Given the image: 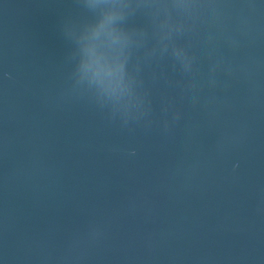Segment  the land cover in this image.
Returning a JSON list of instances; mask_svg holds the SVG:
<instances>
[{"label":"water","instance_id":"obj_1","mask_svg":"<svg viewBox=\"0 0 264 264\" xmlns=\"http://www.w3.org/2000/svg\"><path fill=\"white\" fill-rule=\"evenodd\" d=\"M0 264H264V0H0Z\"/></svg>","mask_w":264,"mask_h":264}]
</instances>
